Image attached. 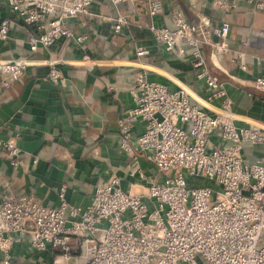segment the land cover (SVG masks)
Listing matches in <instances>:
<instances>
[{"label": "built area", "instance_id": "2783aa9c", "mask_svg": "<svg viewBox=\"0 0 264 264\" xmlns=\"http://www.w3.org/2000/svg\"><path fill=\"white\" fill-rule=\"evenodd\" d=\"M15 20L33 31L30 49H51L62 40L83 45L88 37L75 34L71 20L92 15L95 0H4ZM120 5L125 0H111ZM151 23L146 27L168 54L190 57L208 101L222 100L225 117L210 115L193 103L185 87L172 91L139 74L132 85L134 106L117 121L120 146L138 160L141 151L159 174L143 195L126 191L119 178L99 186L86 207L71 206L61 187V204L46 206L32 196L4 190L0 194V264H22L15 244L27 237L38 258L33 264H264V162H248L246 145L264 146V130L238 127L231 116L225 84L210 73L204 47L213 57L230 52V25H214L208 16L197 23L175 9L170 26L154 20L164 11L162 0H144ZM247 2L264 13V0L219 1L227 9ZM113 24L114 33L131 25L126 15L99 17ZM14 25L6 19L0 39L7 40ZM264 37V32L261 33ZM146 51L137 50L143 57ZM244 59V54H241ZM85 60L90 57L86 55ZM237 57L232 58L237 62ZM33 62L29 58H0V74L18 81ZM48 79L65 85L56 62ZM241 67L245 68L243 60ZM264 92V76L255 80ZM4 85L10 86L7 80ZM139 124L143 130L136 135ZM0 138V155L14 168L20 165L17 139ZM134 178L144 180L137 171Z\"/></svg>", "mask_w": 264, "mask_h": 264}, {"label": "crops", "instance_id": "0c3cea01", "mask_svg": "<svg viewBox=\"0 0 264 264\" xmlns=\"http://www.w3.org/2000/svg\"><path fill=\"white\" fill-rule=\"evenodd\" d=\"M162 1L164 11L154 20L159 26L172 24L175 9L192 23L200 16H208L216 26L229 23L228 54L213 57L210 47L203 48L208 69L225 84L233 123L264 130V92L254 84L264 76V13L253 11L243 1L227 9L221 7V0ZM90 12V16L67 23L75 34L88 37L83 45L62 40L49 50L40 46L32 52L33 31L15 20L9 5L0 0V26L6 19L14 23L8 39H0V58H29L33 62L18 81L0 74V138L19 136L17 146L21 149L17 168L0 155V194L4 190L26 194L57 207L65 186L66 201L86 207L99 186L119 178L124 190L143 195L159 174L141 151H137V161L122 152L117 125L134 106L131 89L139 74L147 73L150 81L172 91L185 87L193 103L201 104L212 116L225 117L221 99L208 101L205 83L197 78L190 57L168 54L147 31L151 19L146 1L125 0L114 5L111 0H95ZM118 14L126 15L131 25L116 34L113 24L99 17ZM140 48L147 52L143 57L137 56ZM86 55L89 60L84 59ZM234 57L237 62L232 61ZM49 60L62 71L65 85L48 79ZM7 80L9 87L4 85ZM143 127L138 125L136 135ZM244 157L251 163L264 162V146L246 145ZM137 171L146 178H134ZM15 255L22 264H33L39 256L31 250L27 237L18 239Z\"/></svg>", "mask_w": 264, "mask_h": 264}]
</instances>
